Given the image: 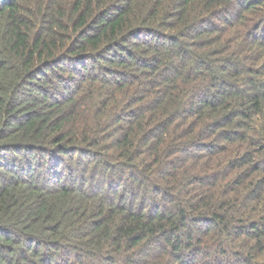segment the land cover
<instances>
[{
  "label": "trees",
  "instance_id": "1",
  "mask_svg": "<svg viewBox=\"0 0 264 264\" xmlns=\"http://www.w3.org/2000/svg\"><path fill=\"white\" fill-rule=\"evenodd\" d=\"M0 264H264V0H0Z\"/></svg>",
  "mask_w": 264,
  "mask_h": 264
}]
</instances>
